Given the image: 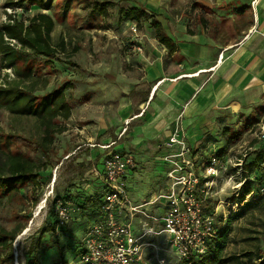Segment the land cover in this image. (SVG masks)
<instances>
[{
  "label": "rangeland",
  "instance_id": "374dc122",
  "mask_svg": "<svg viewBox=\"0 0 264 264\" xmlns=\"http://www.w3.org/2000/svg\"><path fill=\"white\" fill-rule=\"evenodd\" d=\"M41 1L47 5L46 10L26 3L10 8L6 6L8 0H0V26L8 15L27 19L43 12L53 18L55 26L52 42L57 44L63 39L66 51L49 59L29 56L31 66L37 67L36 72L41 76L37 78L35 72L22 86L30 85L32 81L37 84L34 95L42 96L68 83L69 88L65 89L64 94L71 107V116L66 121L56 120L62 127V132L55 133L53 145L45 153L37 145L41 133L35 119L13 116L0 110V152L17 153L46 166L45 171L39 174L37 185H28L19 190L15 195L9 196L0 207V230L19 232L10 250L0 248V258L3 259L10 252L11 258L3 260L2 264H27L30 259L29 250L43 233L37 252L32 254L38 264H82L79 258L80 240L91 219L87 214L89 206L78 209L77 203H81L88 192L96 193L97 187H102L98 172L103 168V158L108 151L129 153L134 159L135 166L126 178L128 196L133 202L146 201L160 189L167 187V170L161 159L162 146L158 150L159 131L152 126L143 129L138 126L140 121L130 120V107L133 109L140 99L130 89L133 85L141 89L145 87L141 80L145 73L142 72V67L130 69V63L134 61L138 65L144 56L152 57L157 54H154V48L146 41L153 36L150 19L143 17L139 22L126 20L122 11L141 9L148 15H155L156 20L159 19L170 28H174L176 20L183 16L181 22L188 28L192 2ZM101 3L106 7L105 15L93 11ZM132 22L137 24L139 33L143 35V51L140 54L131 53L129 49V27ZM73 48H77L76 53L72 51ZM167 62V58H164L165 66L168 65ZM12 72L5 68L0 57V83L16 79ZM45 80L47 85L43 87ZM157 98L158 96L155 101ZM149 117L150 114L141 122L147 124ZM258 129L259 126H254L251 131L244 133L234 144L236 146H232L233 151L228 157L233 159L244 155L243 161L246 164L253 160L257 151L264 150V140L256 137ZM251 141H255V144ZM111 142H115V145L108 151L104 152L99 148L100 145ZM224 142L225 137L218 132L212 141L214 147L209 145V148L218 149V143L222 145ZM209 148L203 151L206 158L213 152ZM229 170L233 172L232 167ZM250 177L261 183L264 181V170L253 171ZM96 183L97 187L94 186ZM231 193L232 189L225 185V179H220L215 188L208 192L205 204L209 210L219 206L217 213L226 215L227 206L222 203ZM58 202L67 209L64 226L57 225ZM260 203L254 202L246 206L229 223L230 233L224 250L225 256H239L245 264H257L255 259L258 253L264 256V214ZM164 236L154 240L160 248L156 253L169 264H176V256L163 245ZM245 253H252V259L243 258ZM153 256L149 255V264H157Z\"/></svg>",
  "mask_w": 264,
  "mask_h": 264
},
{
  "label": "crops",
  "instance_id": "0c3cea01",
  "mask_svg": "<svg viewBox=\"0 0 264 264\" xmlns=\"http://www.w3.org/2000/svg\"><path fill=\"white\" fill-rule=\"evenodd\" d=\"M191 2L188 28L181 22L183 16L174 28L157 19L175 52L169 53L153 35L146 41L157 54L144 56L138 65L131 61L130 69L142 67L145 72L141 79L145 87L130 89L140 96L130 107V120L159 131L162 155L167 153L163 144L178 125L192 153L204 158L203 151L214 147V136L224 128L237 129L256 118L264 123V0ZM148 114L147 124L141 122Z\"/></svg>",
  "mask_w": 264,
  "mask_h": 264
},
{
  "label": "built area",
  "instance_id": "2783aa9c",
  "mask_svg": "<svg viewBox=\"0 0 264 264\" xmlns=\"http://www.w3.org/2000/svg\"><path fill=\"white\" fill-rule=\"evenodd\" d=\"M129 30L134 38L129 49L142 53L143 37L137 24L132 22ZM10 44L15 42L10 41ZM258 126L256 137L262 140L264 123ZM114 145L115 142H111L99 148L106 152ZM163 148L167 150L161 158L167 170V187L139 203L129 198L126 188V175L135 166L133 157L114 150L104 155L103 168L99 172L102 184V189H98L101 193L99 208L80 240L82 264H149V255H154L157 264H169L156 253L160 248L154 240L163 235V245L176 256V264H179L207 251L208 244L216 236L220 217L224 220L236 213L244 202L255 199L251 193L241 203L228 200L237 199L244 184L240 180L244 155L233 159L228 155L223 159L210 155L204 159L192 153L178 125ZM230 167L236 171L230 172ZM223 178L225 185L232 189L230 197L222 203L227 206L226 215L217 213L219 206L209 210L205 204L208 192ZM257 192L258 196H264V185ZM66 212V207L58 202L60 226L66 223Z\"/></svg>",
  "mask_w": 264,
  "mask_h": 264
},
{
  "label": "trees",
  "instance_id": "16d2710c",
  "mask_svg": "<svg viewBox=\"0 0 264 264\" xmlns=\"http://www.w3.org/2000/svg\"><path fill=\"white\" fill-rule=\"evenodd\" d=\"M24 3L30 6H37L42 10L47 9V5L41 0H8L6 6L14 8ZM103 4H99L93 11L99 15H105L106 7ZM122 15L124 19L130 21L135 20L139 22L143 17L150 19L153 35L158 43L165 47L169 53L176 51L175 44L165 35L161 24L154 17L155 15H148L143 10L136 8L124 10L122 11ZM54 26L53 18L43 12H39L27 19H17L15 15H8L6 21L0 26V57L5 63V68L11 69L12 73L16 75V79L5 81L3 84L0 83V110H5L13 116L35 119L41 133L37 145L45 153H48L49 148L53 145L55 133L62 132V127L57 124L56 120L66 121L71 116V107L64 94L65 89L69 88V85L65 83L42 96L34 95V92L37 90L36 83L30 81V85H22L30 76L35 74L37 68L31 66L29 56H39L49 59L56 56L59 52L64 53L66 51V44L63 39L57 44H53L52 42ZM10 41H14L15 44L11 45ZM72 51L76 53L77 48H73ZM35 76L40 78L41 75H38L36 72ZM43 83V87H45L47 81L45 80ZM260 122L259 118H256L242 124L237 129L224 128L221 134L225 137V142L212 152L211 155L223 159L228 150L241 139L243 134L250 128L252 130V127L257 126ZM204 158L206 159V157ZM45 169L44 163H38L17 153L0 152V207L9 196L15 195L19 190L26 188L28 185H37L38 178L40 177L39 174L45 171ZM260 169L264 170V150L257 151L252 161L246 164L243 161L240 180H243L244 184L239 190L237 199L231 197L228 200L231 202L237 200L241 203L251 193L255 199L244 202L243 206L236 213L230 214L224 220L220 217V221L217 224L216 236L208 244L207 251L200 256H191L189 259L182 260L179 264H245L239 256H225L224 250L227 246L230 233L229 223L240 215L246 206L254 202H261L260 208L262 214H264V196L257 195L258 188L264 185V181L258 183L250 177L253 171ZM232 171L235 172L236 169ZM100 197L101 193L98 191L93 195L84 196L81 199V203H77L78 209L89 206L87 214L92 219L99 208ZM36 202L37 199L35 200ZM18 234V231L1 229L0 248L10 250L12 242ZM42 238L43 233L37 237L32 249L29 250L30 259L27 264H38L32 257V254L37 252L38 244ZM10 256L9 252L3 259L1 257L0 264H2L3 260L10 259ZM252 256V253H245L243 258L251 260ZM256 256L255 262L257 264H264V256L260 253L256 254Z\"/></svg>",
  "mask_w": 264,
  "mask_h": 264
}]
</instances>
